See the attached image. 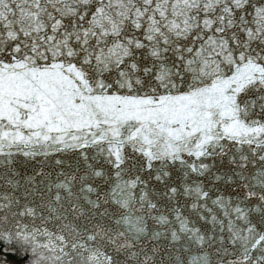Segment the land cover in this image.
Returning <instances> with one entry per match:
<instances>
[{
	"label": "snow or ice",
	"instance_id": "snow-or-ice-1",
	"mask_svg": "<svg viewBox=\"0 0 264 264\" xmlns=\"http://www.w3.org/2000/svg\"><path fill=\"white\" fill-rule=\"evenodd\" d=\"M264 264V0H0V264Z\"/></svg>",
	"mask_w": 264,
	"mask_h": 264
},
{
	"label": "water",
	"instance_id": "water-1",
	"mask_svg": "<svg viewBox=\"0 0 264 264\" xmlns=\"http://www.w3.org/2000/svg\"><path fill=\"white\" fill-rule=\"evenodd\" d=\"M18 259V257L16 256H12V255H9L8 256V260L10 262V264H14V262Z\"/></svg>",
	"mask_w": 264,
	"mask_h": 264
}]
</instances>
